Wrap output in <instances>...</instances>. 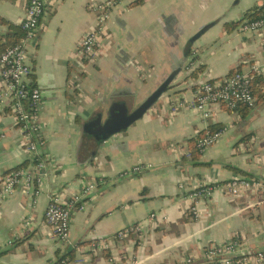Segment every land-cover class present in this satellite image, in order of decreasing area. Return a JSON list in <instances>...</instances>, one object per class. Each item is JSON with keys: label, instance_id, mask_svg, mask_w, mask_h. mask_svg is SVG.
<instances>
[{"label": "crops", "instance_id": "crops-1", "mask_svg": "<svg viewBox=\"0 0 264 264\" xmlns=\"http://www.w3.org/2000/svg\"><path fill=\"white\" fill-rule=\"evenodd\" d=\"M107 1L45 0L29 50L33 84L43 95L46 170L40 184L22 183L0 202V264H55L62 253L44 220L49 199L68 201L93 182L97 189L72 214L75 264H187L190 257L192 264H212L206 248L231 239L250 253L264 251V194L233 198L221 187L237 178L264 182V99L256 97L248 111L214 107L207 120L193 105L203 82L247 70L260 57L259 37L240 25L264 0H116L99 57L83 70L79 44L96 25V7ZM26 4L0 0V41L23 32ZM210 24L192 38V29ZM174 73L143 119L106 142L90 141L85 125L98 114L107 119L117 97H131L137 107ZM212 130H223L222 138L198 152L197 140ZM31 159L13 118L1 116L0 181ZM138 165L146 170L132 173ZM211 187L210 197L190 198ZM137 224L141 233L115 240ZM101 239L111 246L95 251Z\"/></svg>", "mask_w": 264, "mask_h": 264}, {"label": "built area", "instance_id": "built-area-1", "mask_svg": "<svg viewBox=\"0 0 264 264\" xmlns=\"http://www.w3.org/2000/svg\"><path fill=\"white\" fill-rule=\"evenodd\" d=\"M26 9L21 28L24 38L21 43L9 48L0 56V117L8 115L13 118L20 130L27 151L32 155L29 167H22L13 170L0 181V202L11 196L20 184L34 186L42 181L41 172L46 170L41 148L44 145V126L40 122L39 115L43 109L42 91L33 84V67L30 63V47L38 37L41 21L45 14V0H26ZM116 4V0H109L96 8L97 19L93 30L88 31L81 40L77 57L81 66L85 63L95 62L99 57L98 47L101 39L107 30V23L110 18L109 9ZM240 29L244 33L258 36L260 40V57L253 61L247 70H235L233 75L217 81L203 82L194 100L195 110L205 120L211 118L214 107L226 106L231 111L239 106L255 108L257 99L253 95L252 80L254 76H264V16L258 19L246 18L242 21ZM224 131H208L197 140V148L200 152L216 144L223 136ZM146 170L138 165L132 169V173L141 174ZM97 182L87 185L81 193L72 196L68 201L63 202L59 197H50L49 204L44 213V220L62 253L61 258L55 264H75L69 255L74 248L71 239L72 214L81 205L83 200L97 189ZM226 193L235 198L242 197L248 193L264 194V182L261 179L237 178L228 184L221 186ZM220 187V188H221ZM214 189L200 188L195 190L190 198L196 203L203 198L212 195ZM36 194H40L37 190ZM193 214H196L197 207H191ZM152 220L156 219L151 214ZM164 220H167L164 217ZM24 227L30 223L25 220ZM143 231L141 225H133L116 236L115 240L123 242L134 234ZM108 240L101 239L95 243V251L107 250L110 248ZM205 258L212 264H264V251L250 253L237 239H231L225 243L210 244L205 250ZM192 257L185 260L192 264Z\"/></svg>", "mask_w": 264, "mask_h": 264}, {"label": "water", "instance_id": "water-1", "mask_svg": "<svg viewBox=\"0 0 264 264\" xmlns=\"http://www.w3.org/2000/svg\"><path fill=\"white\" fill-rule=\"evenodd\" d=\"M213 26V24L205 26L194 38L198 40ZM175 75V73L171 74L137 107L134 106L131 97H117L110 107L107 119L104 120L102 114L96 115L85 125V132L98 143L106 142L112 137L126 132L136 122L143 119L147 112L167 93L175 79Z\"/></svg>", "mask_w": 264, "mask_h": 264}, {"label": "trees", "instance_id": "trees-1", "mask_svg": "<svg viewBox=\"0 0 264 264\" xmlns=\"http://www.w3.org/2000/svg\"><path fill=\"white\" fill-rule=\"evenodd\" d=\"M138 3V2H137ZM264 16V5L263 6H257V7H253L250 11L247 12V17L249 19H258ZM241 22H237V23H233L231 24L233 27H237ZM231 25H227L228 27H232ZM4 40L0 41V56L5 53L9 48H12L13 46L21 43V41L24 38V33L22 32L20 35H10V36H5L3 37ZM239 71H242L241 68H238ZM202 72V67L196 69L193 74L191 75L194 78H197L198 75ZM235 71H232L230 73V75H233ZM252 90H253V95L254 97L259 99V102L261 100L264 99V80L262 79V77L260 76H254L253 80H252ZM257 104V102H256ZM226 107V106H223ZM256 107V105H255ZM227 108V107H226ZM240 108H244L245 110H251L249 107L247 106H239L236 110L240 109ZM228 109V108H227ZM230 110V109H228ZM234 110V111H236ZM231 111V110H230ZM216 131H221V130H212L211 132H216ZM90 137H92L91 135H88ZM93 140H95L92 137ZM193 141V140H191ZM196 148H197V142H196ZM198 152H200V150L197 148ZM201 153V152H200ZM195 156V155H193ZM194 160H196V157L194 158ZM24 165H21L20 167L15 168L14 170H17L19 168H22ZM9 173V172H8ZM80 206L77 205V208H79ZM69 255L71 256L72 253L70 252Z\"/></svg>", "mask_w": 264, "mask_h": 264}, {"label": "rangeland", "instance_id": "rangeland-1", "mask_svg": "<svg viewBox=\"0 0 264 264\" xmlns=\"http://www.w3.org/2000/svg\"><path fill=\"white\" fill-rule=\"evenodd\" d=\"M205 15H208V13L207 14H205ZM204 27H203V25H199V27L197 28V29H192V31H191V36H192V38H194L202 29H203ZM91 63H93V62H91ZM91 63H85L84 64V68H82L83 70L89 65V64H91ZM141 98L142 97H139L138 99L139 100H141ZM264 104V102H262L261 103V105H263ZM88 136V135H87ZM89 137V136H88ZM90 138V137H89ZM93 141V139L92 138H90V141Z\"/></svg>", "mask_w": 264, "mask_h": 264}]
</instances>
